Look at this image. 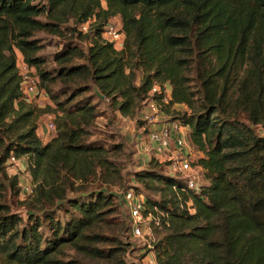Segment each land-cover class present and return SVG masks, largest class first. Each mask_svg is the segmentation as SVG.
<instances>
[{
  "label": "trees",
  "instance_id": "16d2710c",
  "mask_svg": "<svg viewBox=\"0 0 264 264\" xmlns=\"http://www.w3.org/2000/svg\"><path fill=\"white\" fill-rule=\"evenodd\" d=\"M117 15L121 49L103 38ZM94 16L93 31H82ZM39 32L69 34L52 71L41 66ZM17 49L58 109L47 142L41 111L24 99ZM166 81L172 103L191 110L171 113L190 127L207 183L190 189L156 159L135 171L160 195L146 197L159 220L158 264H264V0H0V264H136L128 243L105 235L119 213L107 189L124 180L115 156L125 144L90 139L99 116L93 96L138 128L148 91ZM11 155L28 157L26 217L6 198L21 192L6 172Z\"/></svg>",
  "mask_w": 264,
  "mask_h": 264
},
{
  "label": "rangeland",
  "instance_id": "374dc122",
  "mask_svg": "<svg viewBox=\"0 0 264 264\" xmlns=\"http://www.w3.org/2000/svg\"><path fill=\"white\" fill-rule=\"evenodd\" d=\"M96 23L97 18L94 16L91 20H89L88 23H86L85 26L81 27V30L84 32H92V26ZM69 25H74V22L71 21ZM109 28L119 30L123 29L122 20L119 15L110 18L107 25L104 26L105 30L103 32V38L106 41H108L107 30ZM68 35L69 34L55 35L47 32L38 33V37L41 39L42 45V49L40 50L39 54L44 58V62L41 64L42 67H46L47 70L50 71L58 67L59 64L55 60V54L62 49L63 44L67 39L66 36ZM86 42L87 40H84L83 44L87 45L89 41L87 43ZM16 52L19 71L21 72L25 68H27L37 80L36 92L31 94L28 97V100H25L28 104L36 105V107H38V109L41 111L40 117L38 119L39 133H45L46 138L50 139L49 136L51 137L55 131L50 129L48 127V124L51 121L55 122V118L58 115L57 106L50 95L47 93V90L42 87L41 80L38 74V68L36 66L27 65L24 60V55L19 49H17ZM137 75V83H139L142 78V71L139 70ZM54 86L56 90L62 87V85L59 83L55 84ZM93 97V102L98 105L97 110L99 111V116L92 128L94 134L90 137V139H99L107 144H113L117 142H123L125 144V151L115 156L117 160L123 165L124 180L122 181L121 185L109 186V189H107L108 191L115 194V201L117 202L119 213L116 214V224H111L109 227L104 228V230L106 231L105 235H113L119 240L128 243L130 246L126 258L129 262L134 261L135 263H138L141 262L147 251L150 249L149 245L152 244V240H150L148 234H146L145 237L135 238L131 236L129 231H123L124 222L127 223L128 216L125 207L121 203V193L126 188L133 187L137 192L143 194L145 198L149 195L158 199L160 195L156 192L146 190L143 184L140 183L134 176L135 171H139L141 168H145L148 166V164L145 165L146 162L137 154L140 149L141 143L138 139V128L135 119L132 116L124 115L115 104H111V100H109L107 97H104L102 95ZM174 109L176 112L191 111L185 104H176ZM259 132H264V130L259 127ZM189 133L190 127H188V129L184 131L186 145L182 150L185 153H189L190 157H192L193 160H196L203 154L191 142ZM7 175L8 177L17 176L19 182L22 185H26L27 187L30 186L32 183L28 168V157L25 156L20 158L18 164L13 168V172H7ZM199 180L201 184L207 183L204 177V173L201 170ZM95 185L100 187L101 184L97 181ZM29 196V193H24L22 191L20 192L19 190L17 193L7 194L6 198L13 211L20 213L23 217H26V202H29ZM145 232L147 231L145 230ZM152 235L155 239L158 238L157 234L154 231V228H152ZM110 241L112 243H109V245H118L117 241ZM98 264L107 263L100 261L98 262Z\"/></svg>",
  "mask_w": 264,
  "mask_h": 264
},
{
  "label": "built area",
  "instance_id": "2783aa9c",
  "mask_svg": "<svg viewBox=\"0 0 264 264\" xmlns=\"http://www.w3.org/2000/svg\"><path fill=\"white\" fill-rule=\"evenodd\" d=\"M107 40L112 42L115 48H122L125 33L122 29L109 28ZM20 75L24 99L28 100V97L37 90V80L27 68L21 71ZM175 106L176 103H172L171 84L168 81L154 82L137 113V119L140 122L138 139L141 143L137 154L146 162L145 165L152 159L158 160L164 165L165 173L182 177L188 188L198 190L203 185L199 180L202 169L194 164L195 160L190 157L189 153L182 150L186 145L184 131L189 126L183 124L179 119L173 118L171 112ZM48 127L55 131V122L51 121ZM18 161L19 159L14 155L7 159L8 173L13 172ZM20 185L22 192L30 193L32 191V184L28 187L21 183ZM121 203L127 211L131 236L141 238L148 234L152 240V244L149 245L150 249L141 262L136 264H158L152 224L159 225V220L151 212H147L146 198L133 187H129L121 193ZM161 214L165 215L164 212Z\"/></svg>",
  "mask_w": 264,
  "mask_h": 264
},
{
  "label": "crops",
  "instance_id": "0c3cea01",
  "mask_svg": "<svg viewBox=\"0 0 264 264\" xmlns=\"http://www.w3.org/2000/svg\"><path fill=\"white\" fill-rule=\"evenodd\" d=\"M32 68V67H31ZM103 96V95H102ZM38 134H39V136L41 137V139L43 140V142H47L49 139H47L46 138V134L45 133H43V134H40L39 133V127H38ZM49 138H51L50 136H49Z\"/></svg>",
  "mask_w": 264,
  "mask_h": 264
}]
</instances>
